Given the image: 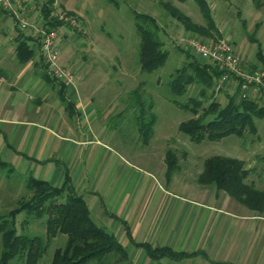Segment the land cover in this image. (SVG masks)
<instances>
[{
    "label": "rangeland",
    "instance_id": "374dc122",
    "mask_svg": "<svg viewBox=\"0 0 264 264\" xmlns=\"http://www.w3.org/2000/svg\"><path fill=\"white\" fill-rule=\"evenodd\" d=\"M260 1L257 7L255 0H206L208 13L219 33L211 29L212 36L208 37L186 31L182 23L161 6V2H170L193 22L206 26L207 22L195 0H55V12L70 11L78 19L79 27L59 29L58 48L61 63L74 74V86H77L82 98L91 102V130L138 170V176L143 179L141 188L144 186V194L154 193L162 185L169 193L182 199L204 200L202 196L212 199L216 191L214 186L204 185L198 179L205 159L212 155L244 160L250 169L246 181L264 189V118H255V132L247 131L243 137L229 135L217 141L205 139L195 142L179 130V124L193 115L176 102L183 103L188 97L197 95L200 86L192 85L185 94L177 96L171 93L168 85L170 74L188 60L185 52L193 53L178 43L181 38L195 37L205 43L224 39L233 44L242 59V67L264 69V0ZM42 2L44 0H23L25 10L22 12L26 20L37 26L41 22L39 6ZM132 10L154 16L160 25L159 36L168 51V59L155 71L143 72L138 64L139 37ZM13 27L14 36L19 30L25 35H36L31 28L19 29L15 19L9 16L3 33L6 41ZM194 56L201 59L196 54ZM139 85L143 97L147 101L152 100V110L156 115L153 136L146 144L139 139L133 111L126 104L129 91ZM236 85L231 78L218 82L213 97L224 105L227 94H232ZM52 96H57V91ZM247 97L257 99L260 105H264V94L260 92L250 91ZM168 149L174 152L177 165L169 179L165 175ZM1 156L9 161L7 155ZM28 174L0 165V216H5L15 207L19 197L27 196L25 184ZM169 200L166 198L161 203L159 213L167 210L164 205ZM91 215L98 225L106 227L95 217L94 210H91ZM24 216L25 213L17 216V226ZM26 229L36 234L45 232L43 221L34 219ZM112 233L127 250L132 264L169 262L168 258H162L159 262L148 259L142 249L131 245L120 223ZM64 242L63 236L54 239L38 264H48L54 249ZM140 255L147 260L140 258ZM184 260L179 264H183ZM14 264L25 263L19 258ZM106 264L117 263L109 260Z\"/></svg>",
    "mask_w": 264,
    "mask_h": 264
},
{
    "label": "crops",
    "instance_id": "0c3cea01",
    "mask_svg": "<svg viewBox=\"0 0 264 264\" xmlns=\"http://www.w3.org/2000/svg\"><path fill=\"white\" fill-rule=\"evenodd\" d=\"M8 20L0 9V72L6 79L0 81L1 159L7 155L15 170L38 174L54 186L67 174L105 229L112 233L120 223L131 245L144 253L132 240L206 255L183 264H264V211L249 209L225 191L193 200L159 185L156 192L144 194L138 170L92 132L91 102L77 86L63 89L71 108L52 96L59 85L42 78L43 59L35 38L27 40L32 59L18 62L14 27L9 43L3 36ZM166 198L167 210L159 213Z\"/></svg>",
    "mask_w": 264,
    "mask_h": 264
},
{
    "label": "trees",
    "instance_id": "16d2710c",
    "mask_svg": "<svg viewBox=\"0 0 264 264\" xmlns=\"http://www.w3.org/2000/svg\"><path fill=\"white\" fill-rule=\"evenodd\" d=\"M195 1L207 22L206 26L193 22L188 15L170 2H161V6L190 33L208 37L212 36L211 29L218 33L208 13L206 0ZM255 2L259 7L261 1L255 0ZM54 3L55 0H44L39 6L41 19L39 26L47 30L61 25L56 19L58 12L54 11ZM66 12L75 15L70 11ZM132 14L139 37L137 59L140 69L143 72L155 71L168 59V51L159 36L160 25L156 18L148 13L132 10ZM31 36L19 30L15 37L16 56L21 64L28 62L34 55V50L30 48L27 40L33 38L37 40V37ZM185 56L188 60L170 74L169 89L177 96L185 94L192 85H199L200 89L197 95L188 97L186 102H176L193 115L179 124V130L189 135L195 142L205 139L217 141L229 135L243 137L247 131L254 133L256 130L254 119L264 118V105H260L257 99L240 96L238 85L232 94H227V102L222 105L213 96L224 71L213 62L196 58L194 53L187 51ZM41 66L42 78L50 85H59L57 88L59 99L71 108L72 103L68 102L63 94L65 84L47 73L44 62ZM248 69L257 70L255 66H250ZM141 89L139 85L129 91L126 104L133 111L139 139L146 144L153 136L156 115L152 110V100L147 101ZM165 160V175L169 179L177 168L172 150L166 151ZM0 165L14 170L11 164L1 158ZM249 172L250 169L242 159L212 155L205 159L198 179L204 185H213L217 192L225 191L249 209L264 211V189L256 188L253 182L246 181ZM25 185L27 196L19 197L16 206L5 216H0V264H14L19 258L25 264H38L50 243L61 236L64 237L65 242L54 249L48 264H106L109 260H114L117 264H132L127 251L116 236L94 221L88 205L83 197L75 192L67 174L60 186H54L47 180L36 178L31 174L26 176ZM22 213H25V216L17 226L16 218ZM33 219L43 221L44 234L27 231L26 227ZM132 242L136 246L143 247L148 258L153 262L168 258L169 262L165 264H179L187 258L206 256L201 250L176 251L167 246H152L147 242L136 243L133 240Z\"/></svg>",
    "mask_w": 264,
    "mask_h": 264
},
{
    "label": "built area",
    "instance_id": "2783aa9c",
    "mask_svg": "<svg viewBox=\"0 0 264 264\" xmlns=\"http://www.w3.org/2000/svg\"><path fill=\"white\" fill-rule=\"evenodd\" d=\"M0 9L15 19L19 29L34 30L47 73L65 85L74 86L73 72L60 62L58 39L60 28L79 27L77 16L66 11L58 12L56 19L61 25L47 30L26 20L22 12L25 9L22 0H0ZM178 43L190 49L198 57L215 63L224 71L219 82L231 78L238 85L240 96L245 98L250 91L264 94V69L250 70L242 67V59L230 42L219 39L212 43H205L198 38L187 37L179 39ZM5 80L0 75V81Z\"/></svg>",
    "mask_w": 264,
    "mask_h": 264
}]
</instances>
